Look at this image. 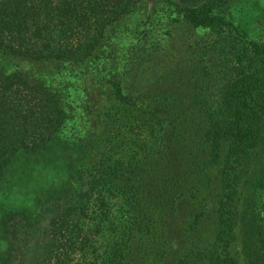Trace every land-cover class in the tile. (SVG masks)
<instances>
[{
	"label": "trees",
	"instance_id": "obj_1",
	"mask_svg": "<svg viewBox=\"0 0 264 264\" xmlns=\"http://www.w3.org/2000/svg\"><path fill=\"white\" fill-rule=\"evenodd\" d=\"M156 7L203 49L127 85L103 61L125 66L124 28ZM263 19L264 0H0V177L50 139L78 155L35 211L0 210V264H264ZM20 57L98 68L80 90Z\"/></svg>",
	"mask_w": 264,
	"mask_h": 264
},
{
	"label": "rangeland",
	"instance_id": "obj_2",
	"mask_svg": "<svg viewBox=\"0 0 264 264\" xmlns=\"http://www.w3.org/2000/svg\"><path fill=\"white\" fill-rule=\"evenodd\" d=\"M156 4H160V2ZM146 16H149V18L145 19L142 17L138 19L140 21L138 25L141 23L138 31L133 32L130 29L131 24L128 25V28H124L126 32L125 38L120 39L119 43L124 44V46H122L123 52L127 53H122L121 51L119 55L121 63L124 62L125 66L122 67V65H119L115 67L113 56L108 58L109 60L104 59L103 61L104 66L108 69L107 74L121 77L123 82L127 85L134 84L132 80L138 77L141 78V80H143L144 77H148L152 70L157 67V64L161 62H169L175 59L178 54L181 56L187 55L189 57L188 54H190V51L193 49L197 56L198 52L203 49L201 45L193 42V35L188 27L185 25H174L177 24L179 20L170 12H164L163 8L156 7L154 12ZM170 19H176V21L171 22ZM138 20H136V25ZM143 21L146 22L144 29L143 25L145 22L143 24ZM261 26L264 27V19L262 20ZM149 28H151L152 31H150ZM159 28H161V30ZM163 30L169 32L166 42H164L163 39L159 40V42L167 44L165 49L159 50L157 48L155 50H150L147 49L148 47L146 49L143 47L147 46L146 44H150V40L154 41L155 38L159 39ZM200 33L203 34L202 32L196 31L194 36L197 34L201 35ZM152 54H156L157 57L154 59H146ZM126 57H128V59L124 60ZM12 61L13 60L6 63L7 67L9 66L8 69L19 67L24 70L29 79L40 80L42 82H48L49 75L53 71L60 69L62 70V74H64L65 68H68L65 63L57 61H46L38 65L32 64V62L23 57L14 59L13 63ZM97 68V64H95V66L88 68V71L82 70L77 65H73L72 68L68 69L75 77L74 81L76 86H78L80 90H87L94 84L93 72L97 70ZM50 80L57 83V79L54 77H50ZM58 80L62 82V85H58V87L63 86V88H68L72 86L64 81L63 78ZM51 140L52 139H50L47 145L44 146L43 149L41 148L39 152L38 150L28 153L17 151L11 156L7 168L5 171L3 169L5 175L3 173L0 177V210L2 208L23 206L25 210L29 212L35 211L36 191L42 186L43 182L46 181V183L50 185H58L69 175L72 161L75 154L77 155V152L73 149V144H75V142L71 144L70 148L69 144H67L70 142L69 140H61L59 142ZM62 142L66 144L63 145ZM79 156H81L80 151ZM5 249L4 243L3 245L0 244V254L2 252L5 253Z\"/></svg>",
	"mask_w": 264,
	"mask_h": 264
}]
</instances>
